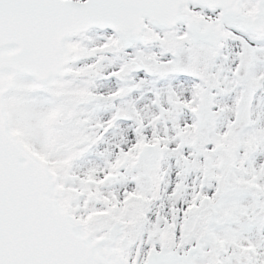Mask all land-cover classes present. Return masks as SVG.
<instances>
[{
    "label": "snow or ice",
    "instance_id": "snow-or-ice-1",
    "mask_svg": "<svg viewBox=\"0 0 264 264\" xmlns=\"http://www.w3.org/2000/svg\"><path fill=\"white\" fill-rule=\"evenodd\" d=\"M0 264H264V0H0Z\"/></svg>",
    "mask_w": 264,
    "mask_h": 264
}]
</instances>
